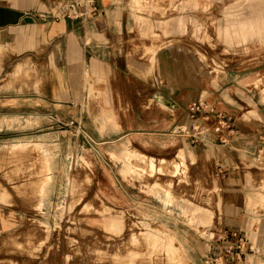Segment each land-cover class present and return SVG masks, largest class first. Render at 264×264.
<instances>
[{
  "label": "rangeland",
  "instance_id": "rangeland-1",
  "mask_svg": "<svg viewBox=\"0 0 264 264\" xmlns=\"http://www.w3.org/2000/svg\"><path fill=\"white\" fill-rule=\"evenodd\" d=\"M101 17L123 59L111 80L62 68L60 44L0 68V264H264L258 231H225L221 179L190 126L147 129L161 100L139 77L141 61L154 74L157 50L177 46L215 84L234 72L252 109L248 95L264 100V0H114Z\"/></svg>",
  "mask_w": 264,
  "mask_h": 264
},
{
  "label": "crops",
  "instance_id": "crops-1",
  "mask_svg": "<svg viewBox=\"0 0 264 264\" xmlns=\"http://www.w3.org/2000/svg\"><path fill=\"white\" fill-rule=\"evenodd\" d=\"M58 1L0 0V68L13 58L53 57V45L60 44L64 50L62 68L75 70L90 65L94 77L111 80L112 74L119 72L123 59L119 61L112 55L117 49L111 32L112 18L101 16L114 0H94V11L83 0L81 8L87 7L88 12L78 18L55 17ZM40 13L47 15L42 18ZM144 63L140 62L141 83L155 87V96L159 94L172 103L161 100V104H149L157 109V114L144 120L147 129H159L167 135L174 125L185 121L194 136L196 155L205 157L220 176L222 209L218 215L224 219L225 231L239 234L258 231L259 243L263 242L264 100L255 93L248 95L254 104L246 110L250 104H246L245 93L251 91L244 84L237 85L234 72H226V83L215 84L213 77L195 65L190 53L177 46L157 50L154 74L149 73L148 63L147 66ZM199 101H204L203 108L196 113L198 119H192L190 107ZM251 111H255L254 115ZM222 113L234 120V132L227 128L223 133L215 131ZM154 119H158V127L149 128ZM192 125L197 128H191ZM2 228L0 222V233Z\"/></svg>",
  "mask_w": 264,
  "mask_h": 264
},
{
  "label": "built area",
  "instance_id": "built-area-1",
  "mask_svg": "<svg viewBox=\"0 0 264 264\" xmlns=\"http://www.w3.org/2000/svg\"><path fill=\"white\" fill-rule=\"evenodd\" d=\"M83 0H59L56 4L57 7V13L55 14V17L60 18V17H69V18H78L80 16H86V13L88 12V8L85 7L84 9L81 8V5L83 4ZM88 7H91L90 11L96 10V7L94 5V0H87ZM85 5V6H86ZM40 17L45 18L47 14L45 13H40L38 14ZM204 101H199L198 103L193 104L190 107V116L193 119H198L196 117V113L199 112L203 108ZM195 121V120H194ZM197 121V120H196ZM198 123V122H197ZM199 125V124H198ZM196 129L195 127H193ZM227 128L230 132L235 131V126H234V120H232L230 117H226L225 114H219V123L218 125L215 126V131L219 133H223L224 129ZM176 132H181L182 130H185L183 127H176L174 129ZM223 141H226L225 139H222ZM238 247H240V250L236 252L237 257H240V255L243 252V249L247 245V241L242 237L239 242ZM227 246L225 248V254L227 257L233 256L234 251H233V245L230 244V242H227ZM220 258L218 256H211L207 258V262L209 264H224V260L219 261Z\"/></svg>",
  "mask_w": 264,
  "mask_h": 264
},
{
  "label": "bare ground",
  "instance_id": "bare-ground-1",
  "mask_svg": "<svg viewBox=\"0 0 264 264\" xmlns=\"http://www.w3.org/2000/svg\"><path fill=\"white\" fill-rule=\"evenodd\" d=\"M182 150H183V149H182ZM185 151H188V148H187V150H184V152H185ZM185 153H186V152H185ZM185 153H183V154H185ZM187 153H188V152H187ZM187 153H186V154H187ZM180 154H181V153H180ZM182 156H184V155H182ZM45 184H46V183L44 182V186H45ZM44 186H43V187H44ZM46 186L48 187V185H46ZM47 187H46V189H45V187H44V189L46 190V191H45V194L48 193V191L51 189V188L48 189ZM44 189H43V190H44ZM47 189H48V190H47ZM160 189H161V188H160ZM154 190H157V189L154 188ZM41 191H42V190H41ZM158 191H159V190H158ZM42 193H44V192H42ZM42 196H43V195H42ZM47 196H48V195H47ZM43 197H44V196H43ZM43 197H42V198H43ZM44 198H45V197H44ZM47 198H48V197H47ZM47 198H45V199H47ZM45 201H46V200H45ZM47 202H48V201H47ZM43 203H46V202H43ZM187 206H188V204H187ZM198 207H199V205H198ZM191 208H192V207H191ZM193 209H194V208H192V210H193ZM196 211H197V210H196ZM197 212H198V211H197ZM201 213H202L201 215H205L204 212H201ZM203 213H204V214H203ZM197 214L199 215V213H197ZM208 215H209V213H208ZM206 216H207V214H206ZM209 216H210V215H209ZM207 217H208V216H207ZM207 217H204V218H207ZM208 218H209V217H208ZM208 218H207V219H208ZM151 236H152V235H151ZM151 236H150V237H151ZM150 237H149V238H150ZM154 237H155V236H154ZM155 238H156V237H155ZM151 239H152V238H151ZM158 239H159V238H158ZM170 239H172V238H170Z\"/></svg>",
  "mask_w": 264,
  "mask_h": 264
},
{
  "label": "water",
  "instance_id": "water-1",
  "mask_svg": "<svg viewBox=\"0 0 264 264\" xmlns=\"http://www.w3.org/2000/svg\"><path fill=\"white\" fill-rule=\"evenodd\" d=\"M157 98H159L160 100H163L165 103H167V104H169V105H171L172 103L169 101V100H167L165 97H163V96H161V95H157Z\"/></svg>",
  "mask_w": 264,
  "mask_h": 264
}]
</instances>
